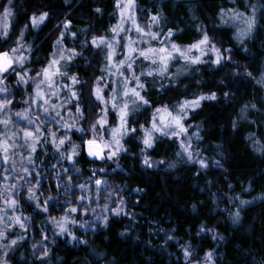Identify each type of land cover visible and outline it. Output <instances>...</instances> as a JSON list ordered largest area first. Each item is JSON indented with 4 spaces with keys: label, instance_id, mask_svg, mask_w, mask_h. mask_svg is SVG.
Returning <instances> with one entry per match:
<instances>
[{
    "label": "clouds",
    "instance_id": "9594fccd",
    "mask_svg": "<svg viewBox=\"0 0 264 264\" xmlns=\"http://www.w3.org/2000/svg\"><path fill=\"white\" fill-rule=\"evenodd\" d=\"M112 4L0 0V50L14 61L0 72V140L10 146L0 159V264H155L149 252L167 264H232L221 224L258 241L241 255L264 264V232L253 227L264 226V0ZM40 18L52 22L46 31ZM161 47L172 53L166 64L140 55ZM52 59L59 72L49 81ZM188 184L208 188L200 208L215 221L197 202H178ZM164 202L196 214L194 236L177 234ZM254 208L260 219L249 221ZM118 241L138 245L143 260L122 259Z\"/></svg>",
    "mask_w": 264,
    "mask_h": 264
},
{
    "label": "trees",
    "instance_id": "16d2710c",
    "mask_svg": "<svg viewBox=\"0 0 264 264\" xmlns=\"http://www.w3.org/2000/svg\"><path fill=\"white\" fill-rule=\"evenodd\" d=\"M86 2H88V0H86ZM108 5L114 6L112 4V0H107ZM146 2V0H145ZM227 2V0H226ZM206 7H209V5L206 3L205 4ZM229 7L231 5H228ZM79 7V6H78ZM27 15V14H26ZM71 23L73 25L76 24H82L83 22L80 21L79 19H77L76 17H69L68 18ZM115 20H113L114 23ZM51 21L46 20L45 22H43L40 26V30L41 31H46L48 28L51 27ZM67 47V44L65 45ZM51 44H49V48L51 49ZM221 180H223V177L220 178ZM209 188H211L212 192H216L217 189L214 185H209ZM225 190L226 186H225ZM211 195V193L208 191V188H205V190L200 191L198 189H193L192 186L190 184L183 186L179 193V201L180 203H182L184 200H187L189 203L195 201L198 204V211H201V216L204 217L205 219H207L209 222H213L216 219V215L217 213H213L211 212V209L209 208L208 210L202 211L200 208V202L204 201L207 204H210V200L208 199L209 196ZM226 199V198H225ZM156 206V201H153V207ZM142 208V205L140 207L137 208V211H140ZM164 209H168L172 212V215L177 216L178 219H180V224L177 227V234L184 236L185 238L187 237V232L190 230L194 236L195 232L198 230V223H199V219L197 218L195 221H193V217H195V213H189L187 216L185 217H180L177 215V213L180 211L176 205H173L171 202H164L161 205V210L163 211ZM260 208H254L252 210V212L249 214V221L253 220V219H260L259 217H255V213L257 211H260ZM170 223V222H169ZM254 229H256V232H254L255 234H258L260 232H264V226H262L260 223H255L253 225ZM218 228L224 232L225 235L229 236V243L227 245H225L223 247V250L225 252V255L227 257V259L229 261L232 262V264H246L247 260H250V257H245L243 255H241V252L248 249L249 247H253V248H258L259 247V242L256 240H252L250 237H245L242 234H238L236 232H234L232 229L228 228L226 225L221 224L218 225ZM94 239H97V241L101 244H103V239L102 237H96ZM200 240L199 237H196L195 239L192 240V243L194 245L197 246V250L199 251L200 245L197 244V241ZM206 243L210 244L211 241H206ZM118 247L120 249V251L122 253H124L125 255L122 257V259H128L131 258L133 255H136L138 259H140L141 261L143 260V257H141L139 255L140 253V247L137 245L135 246V248H129L127 246V244L123 241H118ZM170 247H175L174 244L172 242H170ZM178 251V249H175ZM72 252L69 251L68 256L71 257L72 256ZM149 254L152 256V258L155 261V264H167L168 261V257L167 254H161V253H157V252H149ZM181 264H183V261H181Z\"/></svg>",
    "mask_w": 264,
    "mask_h": 264
},
{
    "label": "snow or ice",
    "instance_id": "6c2138e0",
    "mask_svg": "<svg viewBox=\"0 0 264 264\" xmlns=\"http://www.w3.org/2000/svg\"><path fill=\"white\" fill-rule=\"evenodd\" d=\"M123 2L125 3L126 6H130L133 3V0H123ZM120 3H121V0H117V7L120 6ZM128 11H129V13L131 12V8L130 7H128ZM124 14L125 13L122 10L121 13H120L121 17H123ZM30 20H31V23L33 24V26H35L37 24V22H38V18L36 16L31 17ZM39 22L43 23L44 22L43 18H40ZM65 27H68V23L65 24ZM137 31H141L142 32V29H140L139 25H137ZM100 41H101V43H103V38H100ZM206 43H207V38L205 37L201 41L191 45L190 48H189V51H191L193 49H195L196 51H200L201 45L206 44ZM92 44H93V46H97V42H96L95 39L92 41ZM173 50L176 53H178L179 55H182V56L185 55L184 52H182L178 48H175V46H173ZM136 51L137 50H136V48L134 46V42L129 41L128 54L130 55L131 53L136 52ZM171 54L172 53H170L168 51V49L165 48V47H161L159 49L147 48V49H145V50L140 52V55L144 56L146 59H148L149 57L158 56L160 61L162 63H164V64H166L167 59H168V57ZM108 59L111 62L112 56L110 55ZM221 59L222 58L220 56H217L216 62L220 63ZM198 60H199V57H196L195 59L192 60V62L196 63V62H198ZM13 63H14V61H13L12 57L9 55V53L7 51L0 50V72L7 71L9 68L12 67ZM58 72H59V61L56 60V59H52V60H50L49 65L44 67L43 76H44L45 79L51 81L52 78L55 75L58 74ZM25 136L26 137H31V136H33V133L31 131H25ZM9 147L10 146L7 144L6 141L0 140V159H3L5 162H7V156L5 155V153H7ZM102 150L103 149L101 148V146L99 144H94L93 142H89L90 154L92 152H95V154L99 155ZM5 179H7V177H5ZM100 183H101L100 180L96 181L97 185H99ZM0 187H2V186H0ZM2 202L4 204L9 205V206H14L15 205V200L14 199L4 200ZM76 211H77V209H75V208L72 209L73 213H75ZM16 222L17 223H21L19 217L16 218ZM184 254H185V256H189L190 255V253L187 250L185 251Z\"/></svg>",
    "mask_w": 264,
    "mask_h": 264
},
{
    "label": "rangeland",
    "instance_id": "374dc122",
    "mask_svg": "<svg viewBox=\"0 0 264 264\" xmlns=\"http://www.w3.org/2000/svg\"><path fill=\"white\" fill-rule=\"evenodd\" d=\"M118 18V17H117ZM115 22V21H114ZM63 39V37H61ZM54 50V49H53Z\"/></svg>",
    "mask_w": 264,
    "mask_h": 264
}]
</instances>
